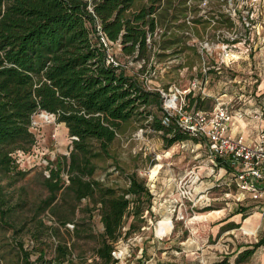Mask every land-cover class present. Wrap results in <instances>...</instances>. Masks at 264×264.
I'll use <instances>...</instances> for the list:
<instances>
[{"label":"trees","instance_id":"trees-1","mask_svg":"<svg viewBox=\"0 0 264 264\" xmlns=\"http://www.w3.org/2000/svg\"><path fill=\"white\" fill-rule=\"evenodd\" d=\"M187 4L188 0H0V178L25 175L16 171L12 154L27 152L34 144L32 115H52L67 129L72 148L49 169L43 181L48 195L37 209L51 208L60 226L77 227L74 208L64 215L52 207L62 191L74 203L87 201L85 210H97L102 225L90 263L89 257L76 263L68 246L60 243L54 261H44L42 250L30 261V253L20 243L23 264H115L111 256L115 243L141 232L146 225L143 215L150 212L153 200L145 182L135 172L127 175L128 182L122 187L93 176L98 162L113 159L111 146L128 125L137 124L156 134L165 149L185 141L200 142L179 126L177 117L164 108L160 91L149 88L144 76L151 56L161 62L195 51L187 45L184 32L189 29L187 16L197 9ZM223 16L215 21V30L226 22L229 29L233 27V19ZM213 19L202 21L199 16L191 22ZM221 40L231 45L239 42V38ZM117 46L118 54L110 51ZM108 56L117 64L107 63ZM129 61L143 64L137 70L129 69ZM185 99L188 103L182 109L187 112L214 108L208 107V98L193 96L191 91ZM215 164L231 172L225 160L217 159ZM6 197L0 184V227L8 222L12 210ZM254 207L236 204L228 218L240 214L245 219ZM84 225L73 233L91 235L88 222ZM238 226L230 222L221 230ZM263 245L261 238L250 247H239L234 264L246 263ZM227 259L214 264H228Z\"/></svg>","mask_w":264,"mask_h":264},{"label":"rangeland","instance_id":"rangeland-1","mask_svg":"<svg viewBox=\"0 0 264 264\" xmlns=\"http://www.w3.org/2000/svg\"><path fill=\"white\" fill-rule=\"evenodd\" d=\"M187 5L197 9L187 16L189 29L184 32L187 45L195 51L187 50L179 57L161 62L151 56L144 70L148 87L160 91L169 113H173L172 107L176 105L182 108L187 105L185 95L190 91L193 96L208 98L209 108L220 103L246 115L256 108L263 109L257 85L263 83L264 91V0H188ZM219 15H224L222 19L231 17L233 27L229 29L226 22L215 30ZM199 16L202 21L214 19L193 24L192 19ZM236 38L239 42L233 45L221 42ZM119 50V46L110 49L115 54ZM142 64L143 61L136 64L129 61L128 68L137 70ZM30 132L34 144L29 151L12 154L16 171L25 175L0 178L8 206L12 207L8 222L0 227V264H23L20 243L30 253V261L41 250L44 261H54L56 245L60 243L68 246L76 263H80L81 257H89L90 263L98 234L102 232L97 210L89 213L84 208L87 201L74 203L62 191L58 192L52 207L57 206L64 215L74 208L73 222L78 225L75 228H86L87 222L90 226L91 235L77 236L72 225L60 226L50 214L51 208L43 212L37 209L48 195L43 181L49 169L55 167L59 156L67 157L71 151L67 129L47 113L37 112L31 117ZM111 154L113 159L98 162L93 175L96 180L122 187L128 182L127 175L135 172L153 195L150 212L143 215L144 240L133 241V247L119 243L121 249L130 248V257L119 264H140L142 258L149 264H214L226 257L228 264H234L239 247H250L264 238V220L255 235L249 234L255 229L256 214L247 217L251 219L247 222L241 215L228 218L235 203L223 194V185L216 186L221 183L220 172L212 168L205 145L185 141L165 149L156 134L130 124L123 135L117 136ZM62 176L66 178L64 173ZM230 222L239 225L238 228L222 233L221 227ZM242 230L248 235L242 234ZM263 262L264 245L244 264Z\"/></svg>","mask_w":264,"mask_h":264},{"label":"built area","instance_id":"built-area-1","mask_svg":"<svg viewBox=\"0 0 264 264\" xmlns=\"http://www.w3.org/2000/svg\"><path fill=\"white\" fill-rule=\"evenodd\" d=\"M102 41L106 46L103 38ZM107 63L117 64L111 56H108ZM172 110L173 113L170 114L177 117L179 126L192 137L199 139L198 145L207 147L208 158L213 168H216L217 159L228 163L231 171L228 174L233 179L235 188V192L230 196L231 200L235 204H241L245 199H249L257 204V209L264 212V128L260 127L256 139L248 142L242 135L229 133L228 128L232 123L234 112L223 104H217L211 111L187 112L177 105L172 107ZM49 116L54 118L52 115ZM254 118L261 120V112L254 114ZM185 194L189 195V192ZM144 228H141V232L121 238L115 243L111 252L115 264L122 263L126 257H130V248L121 249L119 243L133 247V241L144 240ZM241 233L248 235L243 230ZM251 234L255 235L256 232ZM156 236L159 238L157 234ZM142 255H139V260ZM148 262L142 258L140 264H149Z\"/></svg>","mask_w":264,"mask_h":264},{"label":"crops","instance_id":"crops-1","mask_svg":"<svg viewBox=\"0 0 264 264\" xmlns=\"http://www.w3.org/2000/svg\"><path fill=\"white\" fill-rule=\"evenodd\" d=\"M262 85H263V83L257 85V88H259V90H260V92L258 94L260 96H262V100H263L262 104H264V91H263V89L261 90ZM233 112H234L233 120H232V123L229 125V128H228L229 133L235 134V135H242L248 142L254 141L256 139L259 128L260 127L264 128V110L262 108L261 109L256 108L252 112H250V111L248 112V114L252 113L251 115H246L245 112H242L241 110H239V111L233 110ZM260 112L262 114L261 120L255 119L254 114H259ZM215 169L219 170L220 178H221L220 179L221 183L217 184L216 186L223 185V187H222V188H224L223 194L225 196H231L235 192L233 179L229 176L227 171L224 170L223 168H215ZM241 204L244 206H250V207L253 205L255 206L253 208V212H251L252 215L251 214L250 215H251V217L254 214L257 215V218H255L254 222H253L254 226H255V227H253V228H255L253 232H257L258 229L260 228V225L262 224V222L264 220L263 219L264 218V212L261 211L263 213H260V210L256 208L257 204L253 201H250L249 199H245L244 202H242ZM221 210L222 211L226 210V208H222ZM239 215L240 214L235 215L233 217H236ZM250 215H248L247 217H250ZM247 217L244 220L245 222H247L250 219ZM263 264H264V262H263Z\"/></svg>","mask_w":264,"mask_h":264},{"label":"bare ground","instance_id":"bare-ground-1","mask_svg":"<svg viewBox=\"0 0 264 264\" xmlns=\"http://www.w3.org/2000/svg\"><path fill=\"white\" fill-rule=\"evenodd\" d=\"M246 233H248L247 231H245ZM253 232V231H252ZM249 234H251V232H249Z\"/></svg>","mask_w":264,"mask_h":264}]
</instances>
